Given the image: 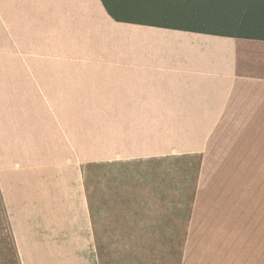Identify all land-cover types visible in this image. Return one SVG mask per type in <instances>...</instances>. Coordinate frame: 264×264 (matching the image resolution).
<instances>
[{
	"label": "crops",
	"instance_id": "crops-1",
	"mask_svg": "<svg viewBox=\"0 0 264 264\" xmlns=\"http://www.w3.org/2000/svg\"><path fill=\"white\" fill-rule=\"evenodd\" d=\"M0 3V95L19 103L1 105V190L22 264H99L90 160L201 154L216 128H264V40L117 22L102 0Z\"/></svg>",
	"mask_w": 264,
	"mask_h": 264
},
{
	"label": "rangeland",
	"instance_id": "rangeland-1",
	"mask_svg": "<svg viewBox=\"0 0 264 264\" xmlns=\"http://www.w3.org/2000/svg\"><path fill=\"white\" fill-rule=\"evenodd\" d=\"M105 1L112 7V0ZM119 1L116 14L122 17L188 23L159 14L167 0ZM1 38L0 3V76ZM9 103L17 116L19 103L0 95V117L1 105L7 116ZM99 119L88 118L90 133L103 130L94 128ZM79 120L74 117V124ZM103 151L90 141V159ZM82 178L99 264H264V128H216L201 154L133 163L90 160ZM0 264H22L2 196L1 157Z\"/></svg>",
	"mask_w": 264,
	"mask_h": 264
},
{
	"label": "trees",
	"instance_id": "trees-1",
	"mask_svg": "<svg viewBox=\"0 0 264 264\" xmlns=\"http://www.w3.org/2000/svg\"><path fill=\"white\" fill-rule=\"evenodd\" d=\"M146 0H137L145 3ZM107 13L117 22L169 28L201 34L226 36L233 38L264 40V0H167V5L160 8V15L181 17L186 24L144 22L115 15L112 7L102 0ZM120 1L116 0L119 6ZM164 18V17H163ZM223 18V19H222ZM221 19L227 23L221 28H210L204 24Z\"/></svg>",
	"mask_w": 264,
	"mask_h": 264
}]
</instances>
